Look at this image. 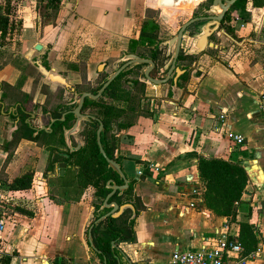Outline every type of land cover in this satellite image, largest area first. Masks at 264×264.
<instances>
[{
    "label": "crops",
    "instance_id": "0c3cea01",
    "mask_svg": "<svg viewBox=\"0 0 264 264\" xmlns=\"http://www.w3.org/2000/svg\"><path fill=\"white\" fill-rule=\"evenodd\" d=\"M136 1L60 0L55 24L48 27L45 20L52 10L43 15L37 0H0V10L9 6L7 16L17 22L6 38L16 40L13 48L4 45L0 51V263L101 264L88 241L95 217V193L89 190L94 187H74L76 167L64 162L61 173L63 161L56 159L64 149H47L43 142L50 138L42 134L30 139L11 112L45 105L62 86L81 82L78 69L90 74V65L107 60L108 51L118 55L138 33L132 14ZM240 15L237 9L240 29L225 34L216 59L201 55L189 79L182 84L175 80L170 90L157 85L155 93L143 96L137 111L112 123L114 156L137 198V206L132 204L135 241L118 244L120 264H128L123 255L133 264H166L176 247L211 244L225 224L239 238L241 222L255 236L251 251L259 249L248 264H264V20L262 15L253 26ZM60 20L66 23L60 25ZM245 42L256 45L254 53L231 51L238 45L245 48ZM36 44L42 47L37 50ZM38 63L60 74L66 84L43 75ZM48 107L53 108L51 103ZM222 111L223 122L218 119ZM227 132L241 134L243 143L231 145ZM200 156L235 162L246 171L234 215L220 216L206 207ZM26 172L33 173L30 188L6 189V182Z\"/></svg>",
    "mask_w": 264,
    "mask_h": 264
},
{
    "label": "flooded vegetation",
    "instance_id": "af4514ba",
    "mask_svg": "<svg viewBox=\"0 0 264 264\" xmlns=\"http://www.w3.org/2000/svg\"><path fill=\"white\" fill-rule=\"evenodd\" d=\"M247 1L244 10H246ZM159 3L157 6H160ZM220 3L224 4V0H191L185 5L171 7L170 11H192L177 24L176 30L168 37L166 42L161 44L158 40L160 33L158 30L159 27L155 28L156 31L153 32L154 36L152 41L146 40L144 42L141 39V33L143 32V25H141L136 36L128 39L126 47L120 50L118 55L112 57L108 51L107 60L98 63L94 67L92 75L89 74L87 70L81 72L85 74V76L87 75L84 81L85 85L82 83L83 86H78L81 82H74L67 84V86L64 85L60 90L61 92L57 94L59 99L55 102L53 108H49L47 105L42 104L32 111L16 109L11 112L13 118L16 119L18 123H26V128L30 130V136L34 139L39 138L41 134L49 137L50 139L48 141L43 142L47 149H64V151L60 153V158H68L69 153L92 146L89 141L92 135L95 136V144L98 146L96 138L98 132L100 140L105 137L111 139L113 133L111 125L109 126L108 123L104 121V114L101 113L105 105H107L108 109L112 101L124 100L125 97H130L132 99V96L135 98V93H137L138 90H142L143 93L138 94V97H136V99L140 101L143 95L145 96L147 94L144 91L147 89L146 87L148 85L154 86L163 84L166 85V90L173 89L172 86L175 79L182 84V82L191 77L192 69L197 66L195 60H198V57L204 55L216 59V56L220 52L219 48H221L222 39L225 34L231 35L230 26L234 25L231 23H234V12L237 10L233 3L222 14L221 12L223 9ZM161 7L164 12H169L166 11L165 6L161 5ZM220 14H222L221 19L218 18ZM176 15L177 20L182 19L179 18L180 13ZM208 21L211 22V32L208 35L207 42L202 47L204 50L197 55L189 54V48H196L194 41L197 36L203 32V27ZM152 24L155 25L154 22ZM183 25H185V27L182 30L180 41L177 42V34ZM171 40V43L167 42ZM177 47L179 48V52L175 62V68L169 72ZM144 50H146V52H144ZM128 54H136L143 58L151 59L153 64L131 62L130 59L126 58ZM163 55L168 56V61L164 62V64L161 63L162 58H164L162 57ZM176 67L178 68L177 70ZM117 71L119 72L115 77L99 93L100 89L111 75ZM146 71L151 79L165 78L167 81L156 84L153 80L147 78L145 74ZM168 73L169 75L167 76ZM65 91L68 93L67 96L64 95ZM128 91L131 92L132 96L128 93L126 94ZM84 92L99 94L94 99L87 96L84 97L80 109L83 117L80 118L77 128L70 131L67 137V131L72 129L77 120L73 110L77 107L79 99ZM34 110H36V113H34ZM39 118H41L40 121H38ZM35 120L37 121L35 122ZM100 122L103 124L102 130H100ZM104 122L106 123V127L104 126Z\"/></svg>",
    "mask_w": 264,
    "mask_h": 264
},
{
    "label": "trees",
    "instance_id": "16d2710c",
    "mask_svg": "<svg viewBox=\"0 0 264 264\" xmlns=\"http://www.w3.org/2000/svg\"><path fill=\"white\" fill-rule=\"evenodd\" d=\"M246 1L247 0H236L234 2V7L240 10V14L241 16L243 15V17ZM252 1L256 6H262L264 4V0ZM37 2L39 4L40 12H43V15H45L48 9L56 11L59 7L60 0H37ZM10 11L9 6H6L4 10H0V29H3L5 23L8 21L7 15ZM262 19L264 20V14ZM152 23L146 22L142 26L143 32L141 33V39L144 42L146 40L152 41L154 36L153 32L156 31V26ZM128 99L129 97H126L124 100L120 101H126L125 103L127 104ZM138 107L139 104L135 109V107L130 105L115 106L111 103L108 109L107 105H105L104 110L101 113L104 114V121L108 123L109 126L111 125L112 128V123L116 122L119 116L127 111L135 112ZM105 122L104 126L106 127ZM23 125L26 127V123H23ZM28 131L30 130L28 129ZM28 137L34 139L30 135ZM89 141L92 146L81 148L76 152L69 153L68 158L59 157V160L76 167V173H74V187L77 186L78 189H84L88 186L94 187L95 200L93 201V206L95 217L90 225L92 224V241L97 251H93L100 259L101 264H104L103 258L106 259V264H118V256L116 255L118 248H112V241L115 242L116 246L122 242L135 241L134 217L132 216V210L130 208H125L119 216L112 217L109 215L95 223L97 218L109 210V208H103L100 210V206L103 204L105 196L111 190L106 186L107 182L112 180L115 184L120 185L123 181L120 176L108 166L106 159L99 151V147L95 144L94 135H92V138H89ZM101 144L107 156L118 162V159L114 156V149L117 142L113 133L111 139L107 137L101 138ZM52 162L53 160L50 161L51 164ZM197 165L200 179L204 185L202 196L206 207L210 208L220 216L234 215L237 203L243 195L248 180L244 168L235 162L204 156L198 158ZM50 166L51 165L49 164V167ZM32 181L33 173L26 172L13 178L10 182H6V189L14 191L26 190L31 187ZM113 200L119 205L131 203L135 207L137 206V198L133 196L130 184L126 190L121 192V194H119V191H116L108 201ZM20 211L30 214L26 210ZM239 240L243 244L246 252L251 251L255 245V236L252 232L251 226L247 222H241V234L239 235Z\"/></svg>",
    "mask_w": 264,
    "mask_h": 264
},
{
    "label": "rangeland",
    "instance_id": "374dc122",
    "mask_svg": "<svg viewBox=\"0 0 264 264\" xmlns=\"http://www.w3.org/2000/svg\"><path fill=\"white\" fill-rule=\"evenodd\" d=\"M247 2H249V1H247ZM250 2L251 3L247 4L249 6V11L244 10V12H245L244 13V17L245 18L243 17V15L242 16L240 15V17H241L240 19L244 18L245 19L244 21H251V22L253 21V26H254L255 22H257L259 20V18L261 19V16L264 14V4L262 6H256L253 3V1H250ZM136 4L137 5L134 8V11L132 13V14H135L134 15V22H133L134 23V25H133L134 29L137 31V30L140 29L141 25H143L144 23H146V22L147 23L154 22L155 26L159 27L158 30H159L160 33H159L158 40L161 42V44L166 42L168 37L176 30L177 24L180 23V21H182L185 17H187L192 11V10L189 11V12H187V11H169V12L166 13V12H164L162 10V7L157 6L158 0H137ZM124 9H126V8H124ZM124 9H123V11H124ZM177 13H180V17L179 18H182V19L177 20V15H176ZM152 18H154V19H152ZM55 19H56L55 18V11H52L51 14L49 16H47V18L45 20L46 21L45 22L46 25H48V27H50V26L53 27V25L55 24ZM235 21L236 20L233 21L234 23H231V24H234V25L230 26L231 27V32H230L231 35L236 34V30L240 29V25L236 26L235 25V23H236ZM63 23H66V22L61 21V20L59 21L60 25H63ZM16 25H17V22L14 19H8V21L5 23L4 28H3V34H4L3 47H4V45H6V48H7L8 45H9L11 48H13V43H15L16 40L6 39V38L8 36L7 33H9L10 30L15 29ZM246 29H244V31ZM244 31H242V32L244 33ZM238 34H240V33H238ZM248 36H251V35H248ZM77 40L78 39L76 38V41ZM16 43H19V42H16ZM254 46H256V45H253V43L245 42V45H244L245 48H240L241 46L238 45L237 47L232 48L231 51L233 53L238 52V53H240L243 56V54H246L248 52L249 53H254V49L257 48V47H254ZM11 48H9V50H11ZM163 49H165V48H163ZM189 50H191V48H189ZM6 51L8 52V50H6ZM164 51H166V50H164ZM144 52H146V50H144ZM211 53H213V52H211ZM18 55H22V54L18 53ZM82 56L86 57L85 54H82ZM162 57H164V58H162ZM162 57H161L162 58L161 63L164 64V62L168 61V56L167 55H163ZM20 61L22 62L23 59L21 58ZM94 66H95V63H92L90 65V67H92V68H90V71H91L90 74L91 75L93 74ZM82 67L83 66L80 65L81 69H82ZM85 68H87V66H85ZM77 71H80L79 73L81 74L79 76V80H81V83L78 84V86L81 87V86L85 85L84 81H85V77L87 75L85 76V74L81 73V71H83V70L78 69ZM75 76H76V79L75 78L74 79L78 80L77 79L78 76L76 74H75ZM37 81H39V77H35L33 83L37 84ZM82 83H84V84L82 85ZM88 84H89V82H88ZM160 88H163V86L161 85ZM44 90H45V88H44ZM157 90H158L157 89V85H156V87H152V86L150 87L149 86V88L147 90H145L144 92L147 93V94H151V93L153 94ZM59 92H61V91H59ZM59 92L58 93L56 92L54 97H50L49 100L47 99L46 102H45V105L48 106V104L51 103L52 106H53L55 104V102L59 99V97L57 95V94H59ZM40 93L37 94V98L38 99H42V95ZM127 93L131 95L130 91L126 92V94ZM141 93H143L142 90L141 91L138 90L137 93H135V98H134V96L131 95L132 99L129 97V99H131V100L128 99L127 100V104L125 103L126 101H120V100L112 101L111 103L114 104L115 106H127V105H130L132 107H135V109H136L138 103L141 104V100L139 102V99H136V97H138V94H141ZM65 96H67V95H65ZM33 97H34V93H33ZM49 101H51V102H49ZM146 105L147 104L144 103V107H143L144 110H148L147 109L148 107ZM56 159H59V157L56 158ZM93 191L95 192V189L91 188L89 190V194L92 195Z\"/></svg>",
    "mask_w": 264,
    "mask_h": 264
},
{
    "label": "water",
    "instance_id": "95a60500",
    "mask_svg": "<svg viewBox=\"0 0 264 264\" xmlns=\"http://www.w3.org/2000/svg\"><path fill=\"white\" fill-rule=\"evenodd\" d=\"M191 0H159V5L161 7V5L163 6H181V5H185L187 3H189ZM236 0H224V4H221L222 6V9L223 11L221 12L223 14V12L229 7L231 6ZM222 14H220L218 16V18H222ZM210 24L211 22H206L204 27H203V32L200 33L196 40L194 41V45L196 46V48H191V50L188 52L189 54H194V55H197L199 54L200 52H202L204 50V48H202L204 46V44L207 42V38H208V35L210 34L211 30H210ZM185 25H183V27L181 28V30L179 31V33L177 34V42L180 41V36H181V33H182V30L184 29ZM168 43H171V41H167ZM42 46L41 44H36L35 45V48L38 50L40 49ZM178 52H179V48L177 47L175 49V53H174V56H173V59H172V63H171V66H170V69H169V72L172 71V69L175 68V62H176V59H177V56H178ZM126 58L130 59L131 62H136V63H151L153 64V61L151 59H147V58H143L141 56H138L136 54H128L126 55ZM37 67L39 68L40 72L45 75L46 77H48L50 80L52 81H55V82H59L60 84H66V81L65 79L58 73H54L53 71H49L48 69H46L41 63H38L37 64ZM178 68L176 67V70ZM119 71L115 72L114 74L111 75V77L108 79V81L103 85V87L100 89L99 93L108 85V83L115 77V75L118 73ZM146 76L148 79L150 80H153L154 83H164L167 81V79H151V77L148 75V72L146 71ZM169 75V73L167 74V76ZM176 80V79H175ZM174 80V84H176V81ZM98 93V94H99ZM98 94H92V93H89V92H84L82 93L80 99H79V102H78V105L77 107L73 110V113L76 115L77 117V120L74 124V126L72 127L71 130L67 131L66 133V136L68 137V134L70 133V131L74 130L77 128L78 126V123H79V120L80 118L83 117V114H81L80 112V109H81V106H82V103H83V99L85 96L91 98V99H94L97 97ZM103 128V124L102 122H100V130H102ZM97 142H98V147H99V151L100 153L103 155V157L106 159L107 161V164L108 166L113 170L115 171L119 176L120 178L122 179L123 183L118 185V184H115L112 180H109L107 182V187L110 188V192L105 196L104 200H103V204L101 206V209L103 208H109V210L107 212H105L103 215H101L99 218H97L95 220V223L101 221L102 219H104L105 217L107 216H112V217H117L119 216L123 210L125 208H130L132 210V213H133V217L135 216V208L134 206L131 204V203H126L124 205H119L116 201H108L109 198L116 192V191H119V193L123 192L124 190H126L128 187H129V181L127 179V177L125 176L123 170L121 169V166L120 164L115 160V159H112V158H109L105 152V150L103 149L102 147V144H101V140H100V135H99V132L97 133ZM65 163L64 162H60L59 163V167H61V173H63V168L65 167ZM91 228H92V224L90 225L89 227V230H88V241H89V244L91 246V248L94 250V251H97L93 241H92V234H91ZM112 248H117V246L115 245V242L112 241ZM99 252V251H98ZM124 256V259L127 261L128 264H133L130 259L123 255ZM103 263L106 264V259L103 258ZM118 264H120L119 260H118Z\"/></svg>",
    "mask_w": 264,
    "mask_h": 264
},
{
    "label": "built area",
    "instance_id": "2783aa9c",
    "mask_svg": "<svg viewBox=\"0 0 264 264\" xmlns=\"http://www.w3.org/2000/svg\"><path fill=\"white\" fill-rule=\"evenodd\" d=\"M248 3H251L250 0ZM246 11H249L248 5H246ZM9 18L12 19V17H7V19ZM3 39V29H0V51L3 49ZM260 108L264 112V97L260 102ZM218 119L221 122L224 121L225 111L218 114ZM215 128L219 130L221 126L217 125ZM226 136L233 146L242 144L244 141V137L238 133L227 132ZM2 227L3 222L0 221V229ZM258 255L259 249L246 252L238 238V233H231L230 227L225 224L223 231L217 233L211 244H202L199 248L194 249L176 247L171 252L166 264H248Z\"/></svg>",
    "mask_w": 264,
    "mask_h": 264
},
{
    "label": "bare ground",
    "instance_id": "6f19581e",
    "mask_svg": "<svg viewBox=\"0 0 264 264\" xmlns=\"http://www.w3.org/2000/svg\"><path fill=\"white\" fill-rule=\"evenodd\" d=\"M166 7V11H170V8L173 6H165Z\"/></svg>",
    "mask_w": 264,
    "mask_h": 264
}]
</instances>
